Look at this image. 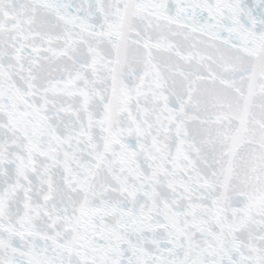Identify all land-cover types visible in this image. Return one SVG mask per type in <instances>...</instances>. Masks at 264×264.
Returning a JSON list of instances; mask_svg holds the SVG:
<instances>
[{
    "label": "snow or ice",
    "instance_id": "snow-or-ice-1",
    "mask_svg": "<svg viewBox=\"0 0 264 264\" xmlns=\"http://www.w3.org/2000/svg\"><path fill=\"white\" fill-rule=\"evenodd\" d=\"M0 264H264V0H0Z\"/></svg>",
    "mask_w": 264,
    "mask_h": 264
}]
</instances>
